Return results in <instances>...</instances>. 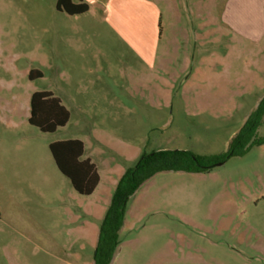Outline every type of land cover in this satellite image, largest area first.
Listing matches in <instances>:
<instances>
[{
	"label": "rangeland",
	"instance_id": "374dc122",
	"mask_svg": "<svg viewBox=\"0 0 264 264\" xmlns=\"http://www.w3.org/2000/svg\"><path fill=\"white\" fill-rule=\"evenodd\" d=\"M154 2L164 12L161 54L171 62L168 72L182 68L183 60L189 63L169 97L157 89L147 96L130 81L148 71L89 15L82 17L88 27L82 36L85 55L100 59L104 69L109 61L111 77L103 70L93 86L82 80L65 86L47 63L63 60L62 28L69 25L66 14L55 9L56 0H0V158L21 159L22 171L17 193L0 177V219L9 218L14 199L21 208L16 226L0 222V264H93L91 242L77 232L90 219L69 218L75 193L54 165L49 143L78 139L87 150L99 148L103 162L123 167L153 151L219 156L263 96L264 39L252 41L222 24L226 0H174L171 8ZM201 18L210 22L208 53L197 37ZM207 57L208 71L199 65ZM196 67L207 80L192 75ZM31 69L43 78L29 81ZM83 76L94 77L88 71ZM34 91L61 99L70 113L64 128L41 133L29 125ZM257 136L264 139V122ZM127 208L129 228L119 241H139L128 257L122 254L127 264H243L226 257L228 246L246 253L248 264H264V144L204 173H158L140 186Z\"/></svg>",
	"mask_w": 264,
	"mask_h": 264
},
{
	"label": "crops",
	"instance_id": "0c3cea01",
	"mask_svg": "<svg viewBox=\"0 0 264 264\" xmlns=\"http://www.w3.org/2000/svg\"><path fill=\"white\" fill-rule=\"evenodd\" d=\"M82 1L88 5V11L86 13L76 16H65L66 19H68L67 21L69 25H64L62 28V42L64 49L63 60L61 62H55L54 60L49 59L47 60L48 65H52L50 69L52 70L53 77H62L63 82H66L65 86H69L71 82L78 80L90 81V86H93L95 81L100 80L103 77L101 75L103 70L105 71V77H111V75H108V71H111V69L109 70L108 68L110 66L109 61H107L106 64L108 65L107 69H104L102 68V61L100 59L95 56L88 58L85 55L86 52L84 49L86 48L85 46L88 45L84 40H86L87 37L82 36L83 34L87 33L88 27L83 23L82 17L89 15L88 17H90L91 20H97L104 30H107L112 36H114L116 40L120 41L124 49L132 54V59L136 60L143 68L148 71L146 77L143 76V79H137L135 81V79H132L130 76V81L139 85V87L142 88V91H144L147 96L151 95L152 90L157 89L161 95L169 97L175 89V85H173L174 81L177 79H183L189 63L188 60H183L182 68L174 70L172 73L168 72V65H170L171 62L163 58L165 57L163 56L165 55L164 52L161 54V49H163L161 44L164 34V12L158 7L154 0ZM161 1H163L166 5L168 4V7H173L174 0ZM188 12L191 14L189 10ZM173 16L174 18L178 19V12H174ZM221 22L231 30L242 34L243 37L255 42H261L264 39V0H226L221 12ZM209 24V20L205 18H201L198 24L201 35L197 37L201 42L200 48H202V52L205 53H208ZM54 47L52 55L55 56L57 51ZM205 47L206 50L203 51V48ZM208 63V57L206 59L202 58L201 62H199V65H206V71H208ZM156 65L158 67L157 73L154 71V66ZM202 70L203 69H201V67H196L192 75L195 77L202 75L201 79L207 80L208 77L206 79L203 77L204 72ZM84 71H88L89 74L92 76L94 75V77L89 79L86 78L83 76V73H85ZM31 72H39L41 77L37 79L43 78L42 72L38 71L37 69H31L28 72V75ZM28 75L27 79L29 81L37 80H30ZM127 91H125L126 94H128ZM35 92L52 93L51 91H34L31 93V95ZM94 94L95 96L101 95L103 97L113 96L112 92L101 94L98 93V91H95ZM52 95L59 98L57 95H54V93H52ZM126 111H129V109L126 108ZM66 140L78 139H64L58 141ZM104 142H106V140H98V144H102ZM83 145L84 152L82 159H89L95 165L99 176V182L94 192L89 196L79 195L72 188L74 191L73 193L75 194H70L73 203L70 204L72 207L69 208L68 214L73 223H77L81 218L86 220V218L89 217L90 221H83L84 225L82 229L79 228L77 232L80 234V237H82L84 242H86L88 239L90 240L91 248L94 250L98 241L99 226L104 218L106 209L111 200V196L119 179L123 175L124 171L129 167L110 166L103 162L101 156L102 152L99 148L91 147L89 150H87L84 143ZM20 163L21 159L19 160L17 157L8 159L0 158V177L2 178L1 183L6 189L13 193H17V190L20 186L19 182H17V178L22 173L20 170ZM8 177L13 178V180L11 179L9 181V185L7 186ZM134 196L130 199V201L134 199ZM14 200L16 201V199ZM15 201L12 205L9 218L7 216L5 219H0V222L4 221V224H8V226H11L12 228L13 226H16L17 223V209H21ZM127 210L128 208L126 209V213L130 212L131 209L129 208V210ZM126 213L124 223L119 231L118 239L129 228L126 219ZM208 243L213 247H217L216 242L213 240H208ZM138 244L139 241H135L134 239H125L123 241H119L118 250L111 264H127L125 258H122V254L124 253L128 257V255H130L138 247ZM80 249H85L84 244L81 245ZM228 249L229 250H227L226 254L227 258L238 259L243 264L249 263V257L246 253L242 251H236L230 246H228ZM73 256L78 259L80 258V255L76 253H74Z\"/></svg>",
	"mask_w": 264,
	"mask_h": 264
},
{
	"label": "trees",
	"instance_id": "16d2710c",
	"mask_svg": "<svg viewBox=\"0 0 264 264\" xmlns=\"http://www.w3.org/2000/svg\"><path fill=\"white\" fill-rule=\"evenodd\" d=\"M55 9L68 16L82 15L88 5L82 0H57ZM30 80L40 78L39 72H31ZM69 111L59 98L50 92H35L29 100L28 123L41 133H54L67 125ZM264 122V94L255 109L247 116L240 130L231 138L227 151L219 156H197L190 151H153L143 153L136 163L127 168L119 179L104 218L99 226L97 245L93 253L94 264H111L119 246V231L125 218L127 204L136 191L154 175L163 172L198 174L209 171L216 163H224L233 157H243L250 149L264 144L257 136ZM48 150L59 173L82 196L91 195L99 182L95 165L82 159L84 145L79 140L58 141L49 144Z\"/></svg>",
	"mask_w": 264,
	"mask_h": 264
},
{
	"label": "water",
	"instance_id": "95a60500",
	"mask_svg": "<svg viewBox=\"0 0 264 264\" xmlns=\"http://www.w3.org/2000/svg\"><path fill=\"white\" fill-rule=\"evenodd\" d=\"M223 163L219 162V163H216L215 166H220L222 165Z\"/></svg>",
	"mask_w": 264,
	"mask_h": 264
}]
</instances>
